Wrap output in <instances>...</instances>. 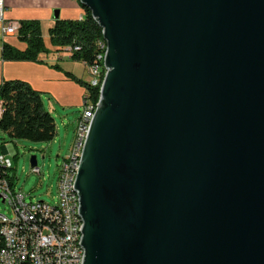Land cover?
Masks as SVG:
<instances>
[{
	"label": "water",
	"instance_id": "95a60500",
	"mask_svg": "<svg viewBox=\"0 0 264 264\" xmlns=\"http://www.w3.org/2000/svg\"><path fill=\"white\" fill-rule=\"evenodd\" d=\"M78 1L106 43L82 264H264V0Z\"/></svg>",
	"mask_w": 264,
	"mask_h": 264
},
{
	"label": "rangeland",
	"instance_id": "374dc122",
	"mask_svg": "<svg viewBox=\"0 0 264 264\" xmlns=\"http://www.w3.org/2000/svg\"><path fill=\"white\" fill-rule=\"evenodd\" d=\"M53 3L58 5H53ZM59 10V19H77L82 11L78 0H40L38 4L12 3L5 7V15L12 14L13 18L37 19L40 21L43 43L46 48L51 45L48 28L54 24V11ZM17 48L24 49L26 42L19 40L16 35L6 36ZM2 42V40L0 39ZM63 49V48H62ZM58 63L64 70L72 71L84 81L90 80V74L83 62L72 61L63 50L58 51ZM39 56V55H38ZM40 59V58H39ZM40 62L9 61L13 65L6 70L27 81L42 94L44 107L52 114L56 124L54 138L48 142H34L27 139H11L0 131V154L11 161L13 186L25 196L26 202L43 200L51 204L57 201V178L59 167L69 152L74 139L77 119L83 110L85 88L65 77L63 71L57 73L62 78H51L47 68V53ZM15 63V64H12ZM14 66H16L14 68ZM15 79V78H13ZM11 146L12 152L9 151ZM35 155L39 173L31 171L30 158ZM0 213L12 219L14 214L8 204L0 200Z\"/></svg>",
	"mask_w": 264,
	"mask_h": 264
},
{
	"label": "built area",
	"instance_id": "2783aa9c",
	"mask_svg": "<svg viewBox=\"0 0 264 264\" xmlns=\"http://www.w3.org/2000/svg\"><path fill=\"white\" fill-rule=\"evenodd\" d=\"M5 0H0L1 36L18 33L20 23L4 18ZM77 46L64 48L68 57ZM105 45L98 42V53L92 64H85L91 87H97L103 75ZM83 110L77 119L74 139L69 152L59 167L57 178V201L53 204L40 201H25V196L16 191L11 183V161L0 154V200L11 208L13 226H2L0 230L13 233V246L0 250V264H82L83 246L79 236L80 203L75 197L74 170L78 160L83 129L91 117L95 100L86 92L83 96ZM1 113V102H0ZM31 171L39 173L37 166ZM1 216H6L0 213ZM1 242V239H0Z\"/></svg>",
	"mask_w": 264,
	"mask_h": 264
},
{
	"label": "trees",
	"instance_id": "16d2710c",
	"mask_svg": "<svg viewBox=\"0 0 264 264\" xmlns=\"http://www.w3.org/2000/svg\"><path fill=\"white\" fill-rule=\"evenodd\" d=\"M83 15L77 19H55L48 28L52 46L62 49L77 46L68 57L72 61L92 64L98 53V42L103 40L102 29L91 16L90 10L81 5ZM17 38L26 42L20 49L3 41L1 57L5 61L40 62L38 55L49 52L44 46L40 21L37 19H21ZM104 44V41H103ZM105 45V44H104ZM60 69L57 64L52 65ZM65 76L85 88L95 103L99 97V85L91 87L87 81L69 71ZM41 92L22 79H4L0 82V131L11 139H27L34 142L51 141L56 133V124L52 114L44 107ZM85 95V94H84ZM12 174V173H11ZM13 174L11 183L13 184Z\"/></svg>",
	"mask_w": 264,
	"mask_h": 264
},
{
	"label": "crops",
	"instance_id": "0c3cea01",
	"mask_svg": "<svg viewBox=\"0 0 264 264\" xmlns=\"http://www.w3.org/2000/svg\"><path fill=\"white\" fill-rule=\"evenodd\" d=\"M39 1L40 0H5V7H9V5L10 4H12V3H22V4H38L39 3ZM53 5H58V4H55V3H53ZM82 15H83V11H81L80 12V14H79V16H78V18H81L82 17ZM8 16L9 17H7L6 15H5V10H4V18H5V20L6 21H16V22H19L21 19L20 18H13L12 17V14H8ZM15 35H17V34H15ZM7 36H10V35H7ZM5 37L6 36H4V37H2L1 36V23H0V39L2 40V42L3 41H6V42H9L10 44H12V45H14L12 42H10V41H7L6 39H5ZM2 42L0 41V82L2 81V80H4V79H13V78H20L21 76H18L17 74H13L12 72H10V71H8V75H6L5 73H6V70L8 69L9 70V68H11V66H13V65H7L8 63H11V62H9V61H5V60H3L2 59V57H1V48H2ZM15 46V45H14ZM16 47V46H15ZM48 50H49V52H47V68H49L48 70H49V72H50V76H51V78H54V79H56V80H61L62 78L60 77V75H57V73H59V72H61V71H63V73H64V68L61 66V64H59L58 63V56H59V58H61V55H57L58 54V51H60V50H63L64 51V48L63 49H58V48H56V47H54V46H52V45H50V46H48ZM65 52V51H64ZM67 57H68V55H67ZM38 58H40V59H44V53H40L39 54V56H38ZM14 62H23V63H25L26 64V61H14ZM36 63V62H35ZM12 64H15V63H12ZM55 64H57V65H59L60 67H61V70L60 69H57V68H54L52 65H55ZM16 66H14V68H15ZM66 71H69V70H66ZM55 72H57V73H55ZM69 72H71V73H73L72 71H69ZM74 74V73H73ZM65 75V74H64ZM75 75V74H74ZM77 76V75H76ZM66 77V76H65ZM78 77V76H77ZM21 78H23V79H25V80H27V81H31L29 78H25V77H21ZM80 78V77H79ZM82 79V78H81ZM0 148H1V146H0ZM8 148H9V151H11L12 152V149H11V146L10 145H8Z\"/></svg>",
	"mask_w": 264,
	"mask_h": 264
},
{
	"label": "bare ground",
	"instance_id": "6f19581e",
	"mask_svg": "<svg viewBox=\"0 0 264 264\" xmlns=\"http://www.w3.org/2000/svg\"><path fill=\"white\" fill-rule=\"evenodd\" d=\"M104 44H105V51H106L105 41H104ZM105 72H106V69L104 70L103 75L99 77V82L97 84L99 85V97H100V91H101V86H102ZM99 97H98L96 104L93 105V109L91 111V117H89L88 123L83 129V136L81 137V147H79V152H78V160L75 161L74 184H75V179H76V175L78 172L79 164L81 161L83 147H84V144H85L88 132H89L90 124L92 122L94 113L99 104ZM75 197H77V202H79V195H78L76 188H75ZM80 218H82L81 215H80ZM2 226H13V218L9 219L7 216L0 215V229H2ZM82 227H83V223H80L79 224V236H80L81 242H82V231H81ZM0 239H1L0 250H9V248L13 246V233L7 232V230H0ZM83 255H84V248H83ZM83 255H82V260H83Z\"/></svg>",
	"mask_w": 264,
	"mask_h": 264
}]
</instances>
